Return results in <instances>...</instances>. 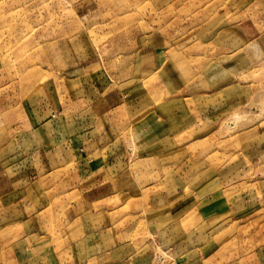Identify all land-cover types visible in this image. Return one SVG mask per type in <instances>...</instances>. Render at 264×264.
Returning a JSON list of instances; mask_svg holds the SVG:
<instances>
[{"label":"crops","instance_id":"obj_1","mask_svg":"<svg viewBox=\"0 0 264 264\" xmlns=\"http://www.w3.org/2000/svg\"><path fill=\"white\" fill-rule=\"evenodd\" d=\"M243 48L240 63L260 55L255 43ZM163 53L136 52L123 71L67 68L69 77L26 93L0 71V264H154L148 243L131 249L114 239L123 232L115 216L197 220L181 226L187 241L169 264H264V224L255 245L234 235L239 222L260 211L264 218V190L256 196L248 179L237 181V161L191 171V133L214 153L209 123L191 118L183 97L174 116L182 84L174 86ZM246 131L240 148L253 161L264 156V129ZM95 231L108 235L96 252Z\"/></svg>","mask_w":264,"mask_h":264},{"label":"rangeland","instance_id":"obj_2","mask_svg":"<svg viewBox=\"0 0 264 264\" xmlns=\"http://www.w3.org/2000/svg\"><path fill=\"white\" fill-rule=\"evenodd\" d=\"M253 43L260 55L240 63L235 54ZM151 49L164 51L165 61L169 56L172 63L163 67L171 68L174 86L182 84L175 93L174 116L184 106L177 101L183 97L189 116H206L209 123L205 132L214 153L200 150V135L190 134L194 175L197 163L216 162L219 172L220 166L237 161V181L245 177L255 195L263 191L264 156L254 153L249 164L240 145L246 130L264 129V0H0V71L4 79L21 85L22 93L53 86L69 77L67 68L77 67L75 75L123 71L133 60L130 55ZM231 82L234 87L225 88ZM126 150L130 154L128 146ZM111 219L123 231L114 239L132 243L131 249L148 243L154 264L173 261L186 234L181 226L191 230L198 223L192 216ZM96 221H101L95 217L98 229ZM239 223L237 240L255 245L264 224L262 212ZM103 234L90 236L94 252L108 244Z\"/></svg>","mask_w":264,"mask_h":264}]
</instances>
